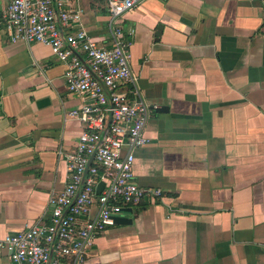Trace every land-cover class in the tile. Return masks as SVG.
Returning <instances> with one entry per match:
<instances>
[{"label": "crops", "instance_id": "1", "mask_svg": "<svg viewBox=\"0 0 264 264\" xmlns=\"http://www.w3.org/2000/svg\"><path fill=\"white\" fill-rule=\"evenodd\" d=\"M75 4L110 45L104 0ZM117 25L151 106L135 180L160 195L99 232L86 264H264V0H143ZM64 70L49 45L0 30V239L47 222L67 181L84 126Z\"/></svg>", "mask_w": 264, "mask_h": 264}, {"label": "built area", "instance_id": "2", "mask_svg": "<svg viewBox=\"0 0 264 264\" xmlns=\"http://www.w3.org/2000/svg\"><path fill=\"white\" fill-rule=\"evenodd\" d=\"M142 1L104 0L110 45L82 27L75 0H11L0 16L10 41L49 45L65 65L67 89L83 98L68 112L84 127L66 154L68 178L50 196L48 221L0 239V252L6 248L12 264H86L97 234L114 225L123 209L160 195L135 180L134 152L147 142L151 106L136 84L129 43L117 25Z\"/></svg>", "mask_w": 264, "mask_h": 264}, {"label": "water", "instance_id": "3", "mask_svg": "<svg viewBox=\"0 0 264 264\" xmlns=\"http://www.w3.org/2000/svg\"><path fill=\"white\" fill-rule=\"evenodd\" d=\"M130 211H131L130 208H125L123 209L122 212L125 214V213H129ZM130 222H131L130 218H127V217L117 216L115 218V223H118V224H125V223H130Z\"/></svg>", "mask_w": 264, "mask_h": 264}]
</instances>
